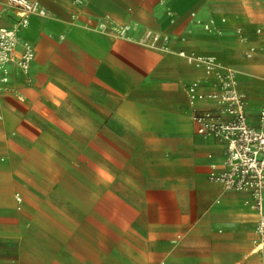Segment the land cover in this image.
I'll list each match as a JSON object with an SVG mask.
<instances>
[{"label":"crops","instance_id":"crops-1","mask_svg":"<svg viewBox=\"0 0 264 264\" xmlns=\"http://www.w3.org/2000/svg\"><path fill=\"white\" fill-rule=\"evenodd\" d=\"M36 1L30 69L0 97V264H264L252 194L210 179L226 144L188 95L233 69L259 126L264 0Z\"/></svg>","mask_w":264,"mask_h":264},{"label":"built area","instance_id":"built-area-1","mask_svg":"<svg viewBox=\"0 0 264 264\" xmlns=\"http://www.w3.org/2000/svg\"><path fill=\"white\" fill-rule=\"evenodd\" d=\"M5 9L12 10L16 21L12 28L2 25L3 14L0 12V97L9 89V65L14 62L28 72L34 58V49L29 43L24 44L22 52H16L19 29L28 26L31 15L46 14L36 0H8ZM128 28L127 25L120 27V33L124 34ZM145 37L152 39L151 45H156L162 38L161 34L150 30ZM143 42L147 40L143 39ZM180 54L186 55L184 51ZM199 60H204L209 70L215 63L213 57ZM216 79L213 90H203L200 81L188 86L190 114L198 133L219 138L226 144L227 169L212 171L210 179L228 190L251 192V206L259 216L257 249L264 257V102L258 115L259 126H253L248 120L246 94L238 86L237 72L233 69L218 72ZM200 101L214 102L217 107L201 109L197 106ZM18 200H21L20 196Z\"/></svg>","mask_w":264,"mask_h":264}]
</instances>
